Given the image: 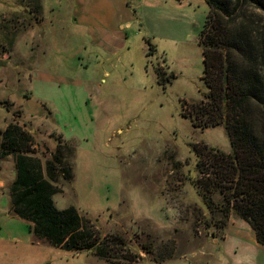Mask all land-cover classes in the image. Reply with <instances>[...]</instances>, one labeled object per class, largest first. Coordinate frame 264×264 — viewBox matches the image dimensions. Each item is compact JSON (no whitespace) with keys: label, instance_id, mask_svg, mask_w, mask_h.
Listing matches in <instances>:
<instances>
[{"label":"rangeland","instance_id":"obj_1","mask_svg":"<svg viewBox=\"0 0 264 264\" xmlns=\"http://www.w3.org/2000/svg\"><path fill=\"white\" fill-rule=\"evenodd\" d=\"M207 13L204 0H0V131L29 133L42 163L61 146L72 178L54 206L123 237L118 264L125 252L131 264H264L248 224L195 184L196 152L231 153L223 126L182 115L206 93ZM157 71L172 76L164 88ZM15 175L1 157L0 264H107L36 241L9 212Z\"/></svg>","mask_w":264,"mask_h":264},{"label":"trees","instance_id":"obj_2","mask_svg":"<svg viewBox=\"0 0 264 264\" xmlns=\"http://www.w3.org/2000/svg\"><path fill=\"white\" fill-rule=\"evenodd\" d=\"M204 1L208 13L199 43L200 79L206 93L187 116L182 115L194 128L223 126L231 153L196 152L201 177L195 184L206 203L213 194L221 196L224 213L246 222L264 247V0ZM248 6L257 9V18L251 19L255 14L248 12ZM157 76L163 88L172 79L160 71ZM32 144V136L17 125L8 124L0 131V158L12 155L16 172L8 188L10 214L27 223L36 241L118 264V252L126 245L123 237L102 236L73 207L54 206L58 183L72 178L61 146L42 163ZM141 249L151 253L150 246L142 244ZM136 258L125 252L119 264H131Z\"/></svg>","mask_w":264,"mask_h":264},{"label":"crops","instance_id":"obj_3","mask_svg":"<svg viewBox=\"0 0 264 264\" xmlns=\"http://www.w3.org/2000/svg\"><path fill=\"white\" fill-rule=\"evenodd\" d=\"M0 101H1V99H0ZM3 181H2V179L0 178V187L3 185Z\"/></svg>","mask_w":264,"mask_h":264}]
</instances>
